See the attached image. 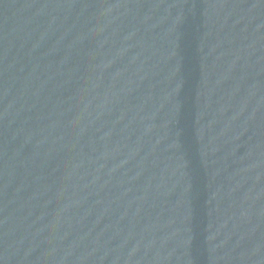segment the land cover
<instances>
[{
    "label": "water",
    "instance_id": "95a60500",
    "mask_svg": "<svg viewBox=\"0 0 264 264\" xmlns=\"http://www.w3.org/2000/svg\"><path fill=\"white\" fill-rule=\"evenodd\" d=\"M0 264H264V0H0Z\"/></svg>",
    "mask_w": 264,
    "mask_h": 264
}]
</instances>
